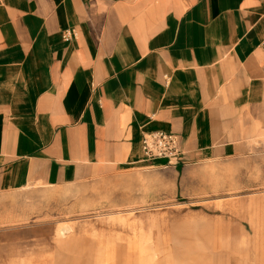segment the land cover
<instances>
[{"label": "crops", "instance_id": "0c3cea01", "mask_svg": "<svg viewBox=\"0 0 264 264\" xmlns=\"http://www.w3.org/2000/svg\"><path fill=\"white\" fill-rule=\"evenodd\" d=\"M73 29L70 40L63 32ZM264 0H4L0 189L106 177L173 133L180 173L264 149Z\"/></svg>", "mask_w": 264, "mask_h": 264}, {"label": "rangeland", "instance_id": "374dc122", "mask_svg": "<svg viewBox=\"0 0 264 264\" xmlns=\"http://www.w3.org/2000/svg\"><path fill=\"white\" fill-rule=\"evenodd\" d=\"M181 170L0 189V264H264V149Z\"/></svg>", "mask_w": 264, "mask_h": 264}, {"label": "built area", "instance_id": "2783aa9c", "mask_svg": "<svg viewBox=\"0 0 264 264\" xmlns=\"http://www.w3.org/2000/svg\"><path fill=\"white\" fill-rule=\"evenodd\" d=\"M4 0H0V5ZM74 35L73 29L63 32L64 40H70ZM264 47V41L262 43ZM142 160L152 164L157 159L167 160V165H178L183 160V152L180 149L177 137L165 131H147L141 139Z\"/></svg>", "mask_w": 264, "mask_h": 264}, {"label": "bare ground", "instance_id": "6f19581e", "mask_svg": "<svg viewBox=\"0 0 264 264\" xmlns=\"http://www.w3.org/2000/svg\"><path fill=\"white\" fill-rule=\"evenodd\" d=\"M216 200V199H215ZM197 202V201H196ZM69 225L68 226H63V227H60L59 228V233H60V235H63L66 231H68L69 230Z\"/></svg>", "mask_w": 264, "mask_h": 264}]
</instances>
